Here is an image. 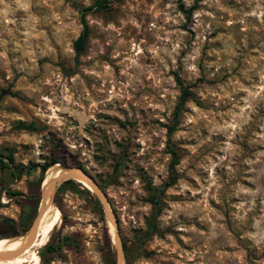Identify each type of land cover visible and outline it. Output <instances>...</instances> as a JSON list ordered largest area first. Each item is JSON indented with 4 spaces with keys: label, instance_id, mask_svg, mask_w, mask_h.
<instances>
[{
    "label": "rangeland",
    "instance_id": "rangeland-1",
    "mask_svg": "<svg viewBox=\"0 0 264 264\" xmlns=\"http://www.w3.org/2000/svg\"><path fill=\"white\" fill-rule=\"evenodd\" d=\"M94 1L0 0V152L14 159L0 169V238L22 234L6 219L33 208L29 228L50 169L75 163L105 196L125 264H264V0H106L86 12L76 57L80 13ZM176 77L190 90L171 136L177 180L159 193L151 232ZM52 158L30 186V168ZM75 182L55 188L60 217L41 247L58 251L37 252V264H117L102 202Z\"/></svg>",
    "mask_w": 264,
    "mask_h": 264
},
{
    "label": "trees",
    "instance_id": "trees-1",
    "mask_svg": "<svg viewBox=\"0 0 264 264\" xmlns=\"http://www.w3.org/2000/svg\"><path fill=\"white\" fill-rule=\"evenodd\" d=\"M109 7L108 2L106 0H95L94 3L90 6L85 7L84 9L81 10L80 13V21L82 24V29L78 37L74 40L73 42V48L75 51L76 57L81 55L86 47V43L90 34V28L88 26V23L85 18V14L87 11L96 9V10H102L104 8ZM180 9L183 11V13L188 17L190 15L189 10H185L180 6ZM176 82L179 88V96H178V101L175 104L173 113H172V121L171 124L167 125V149L168 153L170 154V162H169V175H168V181L165 182L158 190H150L149 192V202L152 206V212H151V217L147 223L149 230L154 232L156 230V218L160 214L161 211V202L159 198V193H162L163 190H165L167 187L175 184L177 180V175L175 174V166L180 161V157L178 154L177 149L175 148V145L171 143V136L172 134L176 131L178 123H179V116L181 113V110L185 104V102L189 99L190 97V90L186 84L183 83V81L180 80L179 77H176ZM25 128L28 129H35V126L28 125L24 126ZM13 156L11 153H8L6 155L2 154L0 152V169L5 170L9 169L11 167V164L13 163ZM58 160L56 158L50 159L48 162H45L44 164L40 166H32L30 170L27 172V181L30 186L36 185L39 187V184L43 178V173L47 170L48 167L51 165L57 163ZM71 166H81L80 164H75L72 163ZM14 173V171L12 170ZM15 174V173H14ZM16 176V174H15ZM17 178V176H16ZM76 182L75 180L69 179L66 180L62 183V185H74ZM89 192V190H86ZM13 194V192H11ZM33 209V208H32ZM31 209V210H32ZM26 212V213H25ZM23 214L21 215L18 224H15V221L11 218H7L6 221L8 222V225L12 229L13 234H17L16 230V225L21 231H26L28 228L29 224V216L27 210H23ZM32 213V212H31ZM29 216V217H28ZM125 249V247H123ZM45 251L41 252L40 255L44 256ZM109 261L110 264H115V259L111 256H109Z\"/></svg>",
    "mask_w": 264,
    "mask_h": 264
},
{
    "label": "water",
    "instance_id": "water-1",
    "mask_svg": "<svg viewBox=\"0 0 264 264\" xmlns=\"http://www.w3.org/2000/svg\"><path fill=\"white\" fill-rule=\"evenodd\" d=\"M50 170L59 171V176L51 179V181H48L47 183H43L45 178L43 179V182L41 184V194H40L42 204L38 212V216L33 221V223L30 225V227L26 231H24L22 234L13 236L11 238H0V239H8V240H19V239L21 240V245L18 249L12 250V251L10 250L0 251V260H8L10 258H14L24 252L25 248L29 246L31 240L34 238V235L36 234L38 220L40 218V215L43 209L45 208L46 205L48 204L50 205V203L52 202L55 188L60 183L66 180L72 179L78 182H80V180L85 181L90 187L87 189L92 191L97 196V198L102 202L106 210L107 218L114 227L113 242L115 244L116 251H117V264H125L123 245L121 243L120 236L118 234L117 223L114 220L113 215L108 206V203L105 199V196L103 195L100 188L98 187V184L95 181L94 177L88 172L87 169H85L82 166H68V165L60 166L58 164V165L53 166ZM107 209L110 212V215L108 214ZM42 249L43 247H40L39 249L36 250V252L39 253L41 252Z\"/></svg>",
    "mask_w": 264,
    "mask_h": 264
},
{
    "label": "bare ground",
    "instance_id": "bare-ground-1",
    "mask_svg": "<svg viewBox=\"0 0 264 264\" xmlns=\"http://www.w3.org/2000/svg\"><path fill=\"white\" fill-rule=\"evenodd\" d=\"M57 176H59V171L50 170L48 173V176H47V182L51 181V179H53ZM81 181L86 186L89 187V185L85 181H83V180H81ZM44 183H46V177L44 179ZM59 217H60L59 216V210L57 208H55V214H54V208L49 204L46 205L45 208L43 209L41 215H40V218H39L38 224H37V229H36V231H38L41 228V233L38 235H34V236H40V239L36 240V245H34L35 248L34 249L32 248V250L27 249V252L24 253L23 255H20L19 257L17 256L14 258H10L8 260H0V264H37L38 260H39V256H38V253L36 252V250L45 244V242L48 238L49 232L58 223ZM43 226L45 227V229L43 228ZM111 228H112V231L114 233V227L112 224H111ZM19 240L4 239V240L0 241V243H1L0 245L2 246L5 244H10V243H13V242H16Z\"/></svg>",
    "mask_w": 264,
    "mask_h": 264
},
{
    "label": "flooded vegetation",
    "instance_id": "flooded-vegetation-1",
    "mask_svg": "<svg viewBox=\"0 0 264 264\" xmlns=\"http://www.w3.org/2000/svg\"><path fill=\"white\" fill-rule=\"evenodd\" d=\"M27 212H28V215L30 216L31 215V212H32V210H30L29 209V211L27 210ZM26 213V212H25ZM23 214V213H22ZM21 214V215H22ZM28 216V217H29ZM24 232V231H23ZM55 250H57L58 251V246L56 247V246H52L51 244H48V245H46L45 247H43V249L41 250V252H44L45 251V253H46V255L47 254H49V256H51V253H53ZM41 252H39V254L41 253ZM41 256H43V255H41ZM42 259H46V256L44 257H42ZM48 262V261H47Z\"/></svg>",
    "mask_w": 264,
    "mask_h": 264
}]
</instances>
